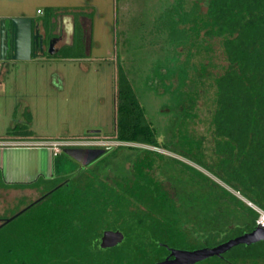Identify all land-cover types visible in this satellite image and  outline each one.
Returning <instances> with one entry per match:
<instances>
[{"label":"rangeland","instance_id":"rangeland-1","mask_svg":"<svg viewBox=\"0 0 264 264\" xmlns=\"http://www.w3.org/2000/svg\"><path fill=\"white\" fill-rule=\"evenodd\" d=\"M47 1L52 6H44L46 0H0V9L14 12L20 9L24 13L40 15L37 11L40 7L44 11L41 15H44L53 7L72 12L77 18L82 15L92 20L90 39L88 42L83 40L78 30L75 43L61 48L62 53H77L74 57H63L60 52L51 54L48 46L45 54L30 59L0 58V141L37 142L32 147L15 144L17 148L9 147L3 151L5 182H34V185L0 187V215H14L36 199L44 188L50 189L66 176L72 177L90 168L65 153L64 147L55 154L51 146L54 142L81 144L94 140L107 143L104 147L122 143L105 137H86L92 129L100 130L102 136L114 131L118 78L123 69L148 120L156 127L159 140L177 143L173 153L163 148H151L181 160L173 164L167 162L160 172V179L176 194L177 215L184 230L189 232L188 236L201 238L195 240L198 246L206 239L207 244L214 245L250 229L256 214L247 204L257 207L248 202L253 198L243 183L227 177L223 169L227 158L216 149L218 137L215 138L212 128L216 88L206 86L200 96H189L179 105L176 93L161 82L165 78L162 72H167L165 68L175 69L181 65V60L189 62L192 79L189 78L187 83L190 87H196L193 77L198 75L197 72H204V78L209 73L214 77L222 74L229 65L223 39L204 31L198 39L202 45H196L191 53L178 47L184 35L183 11L187 10L189 15L191 9L197 10L198 4L205 11V0ZM13 16L10 13L0 19L7 18L10 25ZM85 22L88 26L89 20ZM69 26L70 19L67 21ZM201 61L208 65L203 68ZM172 76L166 80L168 85L174 86ZM203 80V83L209 82ZM160 86L166 88L164 93L157 92ZM179 93L182 94V90H178V96ZM128 152L119 151L93 168L112 181L118 170H130ZM13 161L19 162L20 170L15 165L8 168V162ZM36 214L32 207L0 231L2 250L13 247L14 238L20 235L19 239L33 236L31 232L35 230H29L27 223L34 227ZM4 238H13V242L8 239L6 242ZM240 247L229 250L227 255H233L241 250ZM58 261L54 259L52 264Z\"/></svg>","mask_w":264,"mask_h":264},{"label":"trees","instance_id":"trees-1","mask_svg":"<svg viewBox=\"0 0 264 264\" xmlns=\"http://www.w3.org/2000/svg\"><path fill=\"white\" fill-rule=\"evenodd\" d=\"M205 3V11L201 10L200 4L197 10L191 9L189 15L187 10L183 11L184 35L178 47L191 53L196 45H202L198 39L204 31L223 39L229 65L222 74L214 77L209 73L204 78V72H197L198 75L193 77L196 87H190L187 83L189 62L181 60L177 68H165L167 72L162 70L165 78L161 82L176 93L179 105L189 96H200L206 86L214 85L216 101L212 128L213 135L218 137L217 152L227 158L224 172L227 177L243 183L253 198L248 202L264 210V0H205ZM49 10L52 14L53 7ZM60 54L63 57L78 55L68 51ZM201 64L203 68L208 65L203 61ZM171 74L174 86L168 85L166 80ZM203 79L209 81L207 85ZM118 81L114 131L104 136L100 132H89L91 134L86 138L105 137L122 143L107 146V153L86 165L90 168L72 177L66 176L61 185L46 195L49 198L39 203L40 207L36 208V202L26 208L23 213L32 207H35V214L38 213L34 227L27 223L30 226L27 228H34L35 232L32 230L30 238L19 239L20 235L14 242L13 238H4L6 242L7 239L13 242L15 248L2 250L0 247V264H52L54 259L59 260L57 264H154L164 259L167 245L189 246L178 219L175 196L170 189L160 186L162 180L159 177V171L167 162L173 164L181 160L151 148H163L173 153L177 143L159 140L156 127L148 120L123 69ZM164 86L157 92L164 93ZM178 90H182L179 96ZM119 151H129L127 160L131 162L130 167L136 169L135 178L111 181L102 172L94 170L93 165L107 162ZM146 168L156 170V178L149 176ZM4 185L27 187L34 182H5ZM247 206L256 214L252 229L258 224L260 212L250 203ZM3 228L5 226L0 225V231ZM107 229L121 230L124 239L113 247H101V236ZM236 247L241 250L231 256L227 255L228 250L226 259L215 255L202 262L264 264V244H239L230 250Z\"/></svg>","mask_w":264,"mask_h":264},{"label":"water","instance_id":"water-1","mask_svg":"<svg viewBox=\"0 0 264 264\" xmlns=\"http://www.w3.org/2000/svg\"><path fill=\"white\" fill-rule=\"evenodd\" d=\"M13 40L12 59H30L35 50L39 48L44 52V35L35 29V18L33 16L18 15L10 18V27L7 26V18L0 21V58H7V51L10 47L9 35ZM55 39L49 43V52L54 54L58 51ZM100 130H89L99 132ZM104 146H65L63 151L75 158L82 165H88L106 153ZM8 218L7 220H11ZM124 239L121 230L107 229L101 236L100 246L103 248L113 247ZM264 240V226L257 224L251 231L231 238L213 247H201L194 250L171 247L170 254L163 260L154 264H195L208 257L220 256L239 244H252ZM173 256V257H172Z\"/></svg>","mask_w":264,"mask_h":264},{"label":"crops","instance_id":"crops-1","mask_svg":"<svg viewBox=\"0 0 264 264\" xmlns=\"http://www.w3.org/2000/svg\"><path fill=\"white\" fill-rule=\"evenodd\" d=\"M44 6L48 7V6H52V4L50 3V1L46 0ZM38 9H40V7ZM38 9H37V11H38ZM19 10L17 9L15 11L16 12L15 13L14 11L6 10V8H1L0 9V17L6 16L7 14H10V13L14 14L15 16L26 15V14L32 15L35 18V21L40 25V27L43 29V31L48 34V36L58 37L57 39H55V41H56L55 46H56V48H58V51L65 45H72L75 43L78 30H80V36L83 38V40L88 42V40L90 39V34H91L90 32H91L93 23H92L91 19H89L85 16L79 15L77 18V16L75 14H73L72 12L59 10L57 8H53L52 14L45 13L44 15H41V14H43L44 11H42V13H39L40 15H35V13H24V11H19ZM68 18L71 21V26H69V27H67V21H69ZM85 20H89L88 26H87ZM0 21H1V19H0ZM84 24L86 25V27H84ZM47 48L48 47L46 46L45 52H46ZM45 52L40 53V54H45ZM40 54L35 52L33 56H37ZM11 140L12 141H0V169L2 171V176L0 177V187L1 188L2 187L8 188L7 185H4V183H5L4 174L6 173L5 172L6 163H3V161H2L3 160V157H2L3 151H7L9 147L10 148H17L18 146L15 144H25V146H28V147H32L33 144H37V142L29 141V140L23 141L24 143L21 142V140H16V141L14 139H11ZM16 156H18V155H16ZM14 165L19 168L17 170H20L21 166L19 165V162L18 163L17 162L14 163V161L8 162V168H11V167L13 168V167H15ZM6 183H9V182H6ZM0 217H2V215H0Z\"/></svg>","mask_w":264,"mask_h":264},{"label":"flooded vegetation","instance_id":"flooded-vegetation-1","mask_svg":"<svg viewBox=\"0 0 264 264\" xmlns=\"http://www.w3.org/2000/svg\"><path fill=\"white\" fill-rule=\"evenodd\" d=\"M7 26L8 27H10V25H8V21H7ZM84 27H86V25L84 24ZM35 29H38L43 35H44V52H45V47L47 46H49V43H50V41L51 40H53V39H57L58 37H56V36H48V34L47 33H45L44 31H43V29L40 27V25L35 21ZM86 31V30H85ZM9 44H10V47H9V49H8V51H7V58L6 59H8V58H11V54H12V44H13V40H12V37H11V33H10V35H9ZM35 52L36 53H38V54H40L41 52H40V50H39V48L38 49H36L35 50ZM70 146H77V145H70ZM62 147H65V146H62ZM119 171V172H118ZM116 173H115V178H113V179H115V180H123V179H129V178H135V171H136V169L135 168H132V166L130 167V170H128V171H125V172H122V170H118ZM159 171V170H158ZM146 172L148 173V175L149 176H152V175H156L157 176V173H156V170H154V169H152V168H146ZM160 172L161 171H159V177H160ZM130 176V177H129ZM156 176H155V178H156ZM59 185H61V182L59 183V184H57V185H55L54 187H52V188H50V189H45L44 188V191L36 198V199H34V200H32V201H30L29 203H27L25 206H23L18 212H16L14 215H12V216H2V217H0V225H4L5 227L7 226V225H9L10 223H12L13 222V220L14 219H16L21 213H23V211L26 209V208H28V207H30V206H32L33 204H35L36 202H38V204L39 203H41L43 200H44V198L46 199V198H49V196L48 197H46V195L47 194H49V193H51L57 186H59ZM160 186L161 187H163V188H165V189H167L168 190V188H166V186L163 184V182L161 181V184H160ZM171 190V189H170ZM172 195H174L175 196V200H176V194H175V192H173L172 193ZM177 206H178V204H177ZM177 210V209H176ZM12 217V219L11 220H7L8 218H11ZM178 219H179V221L181 222V219H180V217L178 216ZM181 228L184 230V228H183V222H181ZM253 229V228H252ZM252 229H250V230H246V231H244V232H242V233H240V234H238V235H241V234H243V233H245V232H247V231H251ZM184 232L186 233V236H185V239H187L188 241H189V246H187V247H177V246H169V245H167L166 247H167V249H168V252H167V254L165 255V257H164V259L170 254V252H171V250H170V248L171 247H176V248H182V249H189V250H194V249H197V248H201V247H213V246H216V245H218V244H220V243H223V242H225V241H218L217 243H215L214 245H209V244H205L204 243V245H202V246H198L197 244H196V242L198 241V239H197V237L195 238V237H193V238H191L190 236H188V234H189V232L187 231V230H184ZM237 235V236H238ZM195 240H197L196 242H195ZM193 242V243H192ZM258 243H260V244H264V240H261V241H258V242H256V243H253V244H258ZM245 245H247V244H245ZM225 254L226 253H224L223 255H220L219 256V258L220 259H226V257H225ZM173 257V256H172ZM163 260V259H162Z\"/></svg>","mask_w":264,"mask_h":264},{"label":"built area","instance_id":"built-area-1","mask_svg":"<svg viewBox=\"0 0 264 264\" xmlns=\"http://www.w3.org/2000/svg\"><path fill=\"white\" fill-rule=\"evenodd\" d=\"M43 10L41 9H38V12L39 13H42ZM107 143H104V142H98V141H92V142H82L81 144H65L61 141H56L54 142L53 146L54 147V152L55 154L56 153H59L60 151V147L62 148V146H70V145H77V146H103V145H106ZM257 210H259L260 214H259V217H258V220H257V223L259 225H262L264 226V210L260 209L257 207Z\"/></svg>","mask_w":264,"mask_h":264}]
</instances>
